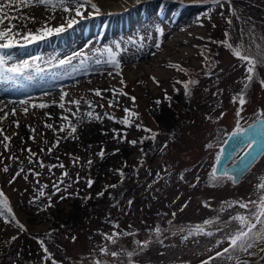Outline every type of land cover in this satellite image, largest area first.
I'll return each instance as SVG.
<instances>
[{
	"label": "rangeland",
	"instance_id": "374dc122",
	"mask_svg": "<svg viewBox=\"0 0 264 264\" xmlns=\"http://www.w3.org/2000/svg\"><path fill=\"white\" fill-rule=\"evenodd\" d=\"M95 2L101 8V15H88L91 11L88 9L85 13L87 19L60 35L24 48L0 50V54L10 57L8 67L25 60L32 64L20 74L0 68V87L19 91L24 88L18 86L19 82L26 87V82H55L65 77L59 89L68 93L66 100L81 99L83 111L88 110L84 101H92L95 111L102 116L107 112L117 120L121 119L125 115L123 109L127 107L138 112L139 117L133 118L134 124L130 128L106 117L102 121L83 122L74 133L78 139H63L65 133L54 132L45 126V123H52L58 128L62 123L58 119L62 111L58 106L30 108L26 116L20 104L25 99L10 102L4 112L10 113L12 108H16L17 112L15 116H8L11 126L0 124L4 134L12 137L7 151L0 143V153H3L0 157V189L9 198L13 212L6 214L7 220L0 217V264H43V252L34 237L44 239L53 253V259L61 264H95L97 260L102 264H128L126 252L137 251L139 246L135 241L145 239L151 240V244L143 253L132 257L136 264H201L202 260L227 246L226 241L219 248L215 245L228 229L224 233L216 232L213 237H190L187 241L181 236L194 225L217 216L220 220L216 225L209 226V230L224 228L225 221L233 223L231 216L244 211L238 205L227 208L225 202L256 200L260 195L257 184L264 177V156L236 184L227 179L214 184L210 173L216 165L215 157L221 145L235 130L237 121L244 127L259 118L260 110L264 109V86L260 84L264 80V65H259L255 79L246 90L244 110L239 117L236 115L239 105L233 103L232 98L243 89L246 66L225 45L215 41L225 40V33L228 32L229 42L234 46L241 42L246 47L252 45V54L258 56L260 48L256 45L264 48V0H232L239 18L233 17L231 25L226 22V17L231 16L230 6L224 3L220 7L211 0L207 3L142 0L140 4L133 0H103L104 3L123 6V12L109 14L103 8L104 3ZM23 11L36 18L35 24L28 25L32 30L38 28V23L44 19L50 25L58 26L67 17L59 8L52 12L50 8L37 6ZM52 16L55 19H51ZM248 20L255 26L251 39L249 25L245 23ZM158 26L164 28L163 37L156 31ZM242 28L246 30L243 35L240 32ZM140 37L144 38L142 46ZM130 39L135 43H129ZM115 42H120L121 47L126 49L120 56L122 75L114 66L104 63L105 68L100 73L88 75L89 81L68 82L72 73L79 72L84 66H91L97 59L104 61L106 55L102 50L114 46ZM156 43H161V47H155ZM81 51L87 54L86 57L77 56L70 64L59 63ZM81 60L85 62L82 64ZM170 63L180 64L188 71L178 72L168 67ZM152 76L157 77L159 85L151 79ZM189 79L199 81L191 86L190 96L185 94L182 84L176 83ZM41 87L44 88L45 84ZM92 89L102 90L104 98L95 96ZM107 89H122L128 96H119L118 104L109 107L113 93L105 91ZM61 91L55 98L59 99ZM165 93L172 97L171 102L165 99ZM34 97L27 96L26 99L40 103L48 102L50 98ZM130 97H135V102ZM157 100L161 101L159 105ZM71 107L75 110L74 106ZM164 112L166 116H163ZM46 113H51V118ZM14 120L20 122L19 128ZM136 124L142 127L137 128ZM28 125L33 126L36 132L31 133ZM220 126H225L222 132L218 130ZM145 127L158 132L155 141L145 140L144 145L138 143L136 146L127 142L133 139L139 141L149 135L143 131ZM112 129L122 135L126 133L127 141L114 140ZM96 133L102 136L94 142L84 140ZM32 135H35V140L30 139ZM57 136L62 138L61 142L49 155L47 149L54 144ZM2 138L0 136V140ZM145 143L148 144L147 149ZM209 144L213 147H208ZM27 148L37 153L33 160L42 159L45 165L62 162L69 173L60 185L64 191L53 196V206L46 210H42L47 204L46 197L29 204V200L38 195L40 185L36 184V180L39 179L40 184H48L45 191L50 194L53 191L51 184L58 180L62 170L54 168L50 173L47 167L41 169L35 163L30 164L28 153L22 151ZM102 148L105 150L103 159L97 155ZM117 148L123 149L126 155L118 158L120 151L115 152ZM243 150L244 147L234 156L238 157ZM12 155L19 160L7 159ZM73 157H80L75 166L71 162ZM89 159L93 161L91 167L87 165ZM105 161L106 167L102 166ZM5 164L9 165L7 173L2 170ZM20 167L25 169L21 175L27 174L28 180L17 177L10 184ZM29 169H35L42 175L34 177ZM117 169H123L125 173L123 182ZM87 179L95 181L91 188L87 187ZM193 183L196 187H192ZM111 184L117 187H108ZM100 191L105 192L103 197H97ZM61 194L66 199L61 201ZM88 196L91 199H85ZM129 200H133L131 206L128 205ZM184 204L187 207L180 211ZM222 208L226 211H221ZM173 212L175 216H172ZM15 219L25 225L27 232L16 227ZM170 220L171 224L168 223ZM108 221L118 224L119 228L114 229ZM156 227L163 230L159 238L154 232ZM180 229L185 231L180 233ZM113 231H135L136 235L120 236L116 244H111L104 240L102 233ZM172 232H178V235L173 236ZM14 235L18 239L10 242ZM71 236L77 237L75 242L70 239ZM159 240H163V244ZM105 245L110 251H121V255L112 257L100 252ZM259 251L257 248L256 254ZM215 264L230 262L217 259ZM248 264H264V260Z\"/></svg>",
	"mask_w": 264,
	"mask_h": 264
},
{
	"label": "snow or ice",
	"instance_id": "6c2138e0",
	"mask_svg": "<svg viewBox=\"0 0 264 264\" xmlns=\"http://www.w3.org/2000/svg\"><path fill=\"white\" fill-rule=\"evenodd\" d=\"M179 2L183 3L184 0H179ZM193 3H207L209 0H192ZM137 4L142 3V0H136ZM211 3L216 4L217 6L223 7L224 3H227L230 6L231 16L226 17V22L231 25L233 23V17L238 16V10L232 6V0H211ZM37 6H43L46 8H50L52 12H56V10L59 8L62 13L67 14V17L65 19L64 23H60L58 26H52L48 23L47 20L44 21V23L36 28L35 30H32L28 27V25L35 24L36 18L33 15H26L24 14V9H29ZM163 6V5H162ZM88 9H91L90 12H88V15L91 16H99L101 15V8L98 5L95 0H0V50L5 49H15V48H24L31 44L37 43L39 41L46 40L52 36L60 35L69 29L73 28L74 25L78 24L81 20L87 19L88 16L85 14ZM221 15H224L221 13ZM210 19V15L208 16ZM51 19H55V16H52ZM199 20V17L197 18ZM246 24L249 25V31L251 33V36L254 35V25H252L251 21H245ZM215 26V25H213ZM156 31L159 33L161 37L164 35V28L163 27H157ZM246 30L241 29V35L244 34ZM225 40L222 41H215V43H219L222 45H225L232 53L233 55L240 61L244 62V65L246 66V77L243 82V89L240 93H238L236 96H234L233 103H238L239 108L236 112V115L239 117L241 113L244 110V105L247 103L246 100V90L249 87V85L253 82L255 79V73L257 71V67L259 65H264V48H261L259 45H256L257 48H260V54L253 55L252 54V45H248L247 47L243 42L240 44L234 46L233 43L229 42V33H225ZM143 37H140L141 46ZM129 43H135L133 40H129ZM155 47L159 48L161 47V43H156ZM126 49L121 47L120 42H115L114 46H109L105 49H103V54L106 55V59L104 61H101L99 59L96 60V63H105L110 64L115 67L117 72L122 75L121 70V60L120 56L123 51ZM101 51V50H97ZM86 53L81 51L77 53H73L72 56L67 57L66 59H62L59 61L61 65L64 64H70L72 59L79 56V57H86ZM10 59V57L0 54V68H4L7 72L20 74L23 73L25 69L32 67V64L29 63V61L25 60L19 64H14L11 67L7 66V60ZM38 59V58H37ZM85 61L81 60V63L83 64ZM169 68L175 69L178 72H187L188 69H185L180 64L177 63H170L168 65ZM109 75H112L111 72L108 73ZM151 79L159 85L160 81L157 79L156 76H152ZM124 81L121 79V84H123ZM178 84L183 85V89L185 91L186 95L192 94L191 86L198 84L199 81L195 79H189L186 81H176ZM261 86H264V80L260 81ZM176 91H180V89H175ZM94 95L97 97H100L103 99V92L100 89H92ZM105 91H111L113 93V99L109 101V107H113L114 105L118 104V97L119 96H128V93L123 92L122 89H107ZM215 94V93H214ZM68 93L65 91H61V94L59 96V100H53L51 103L48 102H40L35 103L31 99H25L20 101V104L22 106L23 113L27 116L30 112V108L32 110L35 109H47L52 105H56L61 109V113L58 116V119L62 121V123L59 125V127H55L52 123H45V126L48 129L53 130L54 132H61L65 133V136L63 139H67L71 137L72 139H78L77 136L74 135V133L77 132L78 125L83 122H92V121H102L105 117L110 120H115L117 123L126 125L127 127H132L134 124L133 118H138L139 113L125 107L123 109L125 115L123 118L118 119L107 112L103 114V116L100 113H97L95 111V105L92 101H84V103L87 105V111H84L81 114V99H67ZM130 99L135 102V97H130ZM165 99L169 102H171L172 97L167 95L165 93ZM161 103L160 100L156 101V104L159 105ZM68 105V106H66ZM30 106V107H29ZM74 106L75 110H73ZM100 107H103V105H99ZM0 112H3V115L0 116V123H2L3 120L7 119L9 115L15 116L16 115V108H12L11 112H4L2 108H0ZM46 115L51 118V113H46ZM71 117L76 118V122L74 123ZM260 119L256 121L253 125H249L248 128H244L240 125L239 120L237 121L235 125V130L230 134L228 139L234 140L236 143V146L239 147L240 145H244L248 151L244 153L243 156L239 157V162L237 163V157L232 156L230 157L229 164L225 167V170L223 173H221L220 176H217V168L213 167L211 169L210 177L215 184V182L227 179L231 181L233 184H236L238 182L237 175L230 171L229 169L235 165L237 170L239 171H246L249 169V166L252 164L253 161H255L259 156H264V109L260 110L259 113ZM13 123L17 128L20 126V122L18 120H14ZM31 133H35L36 129L28 125ZM137 128H141L142 126L140 124H136ZM143 131L146 133H149V135L144 136L139 141L133 139L131 141H127V134L124 133L121 134L120 131H117L116 129H112V132L114 133L113 139L119 140L121 142L127 141L132 146H136L138 143L143 144L145 140H152L155 141L158 132L153 131L151 128H143ZM107 135V133H104ZM0 136H2V140H0V143L3 144L5 150H9V144L11 142L12 137L4 134V129L0 127ZM260 137L261 139H258ZM30 139L35 140V135L30 136ZM61 137L57 136L55 138V142L53 145L48 147L47 152L49 155H51L53 148L59 146L61 142ZM47 143V142H45ZM260 144L261 147L259 151L253 148L254 145ZM165 148L167 145L164 146ZM208 147H213V145L209 144ZM163 150V149H161ZM22 151H26L28 153L27 159L29 163H35L38 165L39 168L43 169L47 167L49 169V172H52V169L59 168L61 169V176L58 178V180H55L51 184V188L53 191L49 194L46 193V189L49 187L48 184H40L39 179L36 180V184L40 185L37 189L38 195L34 196L31 200H29V204H35L37 201H39L41 198L46 197L47 204L45 205L44 209L48 207H52V200L53 196L57 193H62L64 189L60 187L64 183V179L66 177H69L68 171L65 169V165L61 162L59 164H51V165H45L42 159L37 158L36 160H33L34 157H37V153L33 152L31 148L22 149ZM41 151H44L41 149ZM120 149L117 148L115 152H119ZM115 152L113 154H115ZM141 153H143V149L141 148ZM97 155L103 159L105 157V150L102 148ZM224 156V150L221 149L219 153H217L215 160L216 163L219 164L221 162V158ZM0 157H3V153H0ZM7 159L11 160H19V157L17 156H9ZM59 159V157H57ZM80 160V157H73L72 158V164L75 166ZM23 162L21 161V164ZM143 163V160H141V164ZM93 164V161L89 159L87 161V165L91 167ZM3 172L7 173L9 171V165L5 164L3 167ZM119 173V176L121 177V182H123V178L125 176V173L123 169H117L116 170ZM25 172V169L23 167H20L18 171L15 172L12 179L9 181V183H13L17 177H21L25 181L28 180V175H21ZM29 172L32 173L34 177H40L42 175L41 172L36 171L35 169H29ZM159 175V174H157ZM182 180L184 179L183 175L180 177ZM79 180V176L77 175V181ZM76 182V181H74ZM196 182H199V177L196 178ZM87 187L91 188L92 185L95 183L92 179H87L86 181ZM151 185H149L150 187ZM110 188L117 187L116 184L108 185ZM192 187H196V183L192 184ZM257 189L260 192V195L258 199L256 200H234L231 203L225 202L227 208H235L237 205L240 209L244 210L241 212H237L235 215L231 216V221L233 223H229L227 221L224 222V228L215 227V230H209V226H214L218 223L220 220V217L217 216L215 218H210L201 224H196L190 229L187 230V234L182 235L181 239L184 241H187L190 237H199V236H207V237H213L215 236L216 232H225V229H228L227 233L223 236V238L216 240V247H220L225 244V241L227 242L226 247H222V250H218L215 252L214 255H210L207 259H204L201 261V264H215V261L217 259H222L227 262H230V264H248V261L245 259V256H253L256 254L255 250L257 248L260 249L261 252H264V177L261 178V182L257 184ZM76 195H79V193H76ZM97 197H103L105 195L104 191H100L97 194ZM59 199L62 201L66 199V196L61 194L59 196ZM85 199H91L90 196L85 197ZM118 203V202H117ZM133 203V200L128 201V205L131 206ZM209 206V205H205ZM187 207V204H184L180 211H183L184 208ZM221 211H226V208H222ZM13 210L10 205L9 198L5 195L2 189H0V217H5L7 220V213H12ZM176 213L173 212L172 216H175ZM109 223H112L114 229H118L119 225L108 221ZM169 224L172 223L170 220L168 222ZM15 224L18 229H20L22 232H27V229L24 224H22L18 219H15ZM55 231V230H53ZM185 230L180 229L179 232L183 233ZM154 232L157 236V238L160 237L163 230L160 227H156L154 229ZM136 235L135 231H113L111 233H102V236L104 240L110 242L111 244H116L117 240L120 236H132L134 237ZM173 236L178 235V232H172ZM50 238V234H49ZM18 239V236H12L10 242L16 241ZM34 239H37V242L42 249L43 256L42 261L43 264H48V261H51V264H61V262L56 261L53 259V253L49 250L46 242L44 239H40L37 237H34ZM70 239L75 242L77 237L71 236ZM9 243V242H5ZM135 243L139 246L137 251H127L126 255L129 258L128 264H136V262L132 259V257L139 255L140 253H143L146 249L149 248L151 244V240L145 239L143 241L136 240ZM160 244H163V240H159ZM123 251V250H122ZM100 252L110 255L112 257H119L121 255V251H110L109 248L105 245L104 247L100 248ZM163 255V253H161ZM95 264H102L100 260L95 261Z\"/></svg>",
	"mask_w": 264,
	"mask_h": 264
},
{
	"label": "bare ground",
	"instance_id": "6f19581e",
	"mask_svg": "<svg viewBox=\"0 0 264 264\" xmlns=\"http://www.w3.org/2000/svg\"><path fill=\"white\" fill-rule=\"evenodd\" d=\"M96 1H98L102 4L104 3L103 0H96ZM135 1L136 0H133V2H135ZM103 6H104L103 7L104 10L108 14H109V12H116V11L123 12L124 11L123 6L119 3H111V2L110 3H104ZM35 15H37V13ZM44 21H45V19L42 20V23L39 22L38 27H40ZM48 23H49V21H48ZM144 55H149V53H145ZM103 64L104 63H99L97 65V63L94 61V63L91 66H84V68L79 69V72L72 73L73 76H71V78L68 79V82L78 83L81 81H89L88 75L89 74L92 75L93 73H100L101 70L103 68H105V66ZM160 71L161 70H159L158 72H160ZM78 73H79V75L77 76ZM46 77L48 78L49 76H46ZM62 81L63 80L60 78V79L56 80L55 82L51 80V81H47L46 83L45 82H38V83L34 82L31 84L26 83V87L20 82V84H18V86L21 85V87H24L22 89H26V91L22 90L23 94H21L20 91H19V93H16L17 91H12V90H7V91L13 92V93L0 92V97H2V98H0V108H2L3 111L7 110V106H9L10 102L16 103L17 101H19L21 99H26L27 96H31V98H35L34 96H36V98L50 97L49 101H48L49 103H51V101H53V100L58 101L59 99L55 98V97H58V92L61 91L59 89V85L61 84ZM44 84H45V87L44 88L41 87ZM31 85H32V87H31ZM34 102L38 103V102H36V100ZM55 106L56 105H52V107H54V108H55ZM84 111H83V109H81V114ZM2 115H3V112L0 114V116H2ZM164 115L166 116V112L163 113V116ZM54 118H56V117H54ZM71 119L73 120V122H76V118L72 117ZM50 121L53 122L52 120H50ZM10 123H11V121H9V117H8L7 119L3 120L2 123H0V124H4V125L9 127V126H11ZM100 136H102V135L99 133H96V134L91 135L90 138L85 137L84 140L85 141L87 140L88 142H94L96 140V138H98ZM142 145H144V144H142ZM145 147L147 149L148 144L145 143ZM125 155H126V153L122 149L118 153V158H120V156L124 157ZM106 164H107V162L105 161L102 166L106 167L105 166ZM75 206H77V204H75Z\"/></svg>",
	"mask_w": 264,
	"mask_h": 264
},
{
	"label": "water",
	"instance_id": "95a60500",
	"mask_svg": "<svg viewBox=\"0 0 264 264\" xmlns=\"http://www.w3.org/2000/svg\"><path fill=\"white\" fill-rule=\"evenodd\" d=\"M259 119H260V117L257 120H255L254 122L246 125L244 128H248L249 125H253ZM224 129H225V126H220L218 128V130L220 132H222ZM230 134L228 135V137L230 136ZM228 137L226 138V140L224 141V143L221 146V149L224 150V156H222L221 162L219 164L216 163V166H215L217 168V176H220L221 173L224 172L225 167L229 164L230 157L234 156L237 153V151L241 147L244 146V145H240L239 147H237L235 141L228 139ZM258 139H261V138L258 137ZM260 147H261L260 144H257V145L253 146V148L256 149L257 151H259ZM247 151H248V149L246 148V150L243 151L240 154V156H243L244 153L247 152ZM239 157L237 158V163L239 162ZM259 158H260V156L255 161L252 162V164L249 166V169L246 170V171L237 170L235 165H233L229 170L234 172L237 175V177H238V181H240L241 178L243 177V175L250 170V168L257 162V160ZM245 259L248 261V263L255 262V261H261V260L264 259V252L259 251L258 254H256L255 256H248V257H245Z\"/></svg>",
	"mask_w": 264,
	"mask_h": 264
}]
</instances>
